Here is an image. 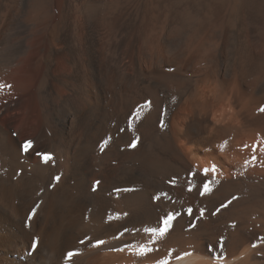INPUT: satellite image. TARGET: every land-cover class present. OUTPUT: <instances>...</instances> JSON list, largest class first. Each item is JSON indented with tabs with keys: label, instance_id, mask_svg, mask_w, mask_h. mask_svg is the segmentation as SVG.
Segmentation results:
<instances>
[{
	"label": "bare ground",
	"instance_id": "6f19581e",
	"mask_svg": "<svg viewBox=\"0 0 264 264\" xmlns=\"http://www.w3.org/2000/svg\"><path fill=\"white\" fill-rule=\"evenodd\" d=\"M0 85V264H264V0H0Z\"/></svg>",
	"mask_w": 264,
	"mask_h": 264
},
{
	"label": "snow or ice",
	"instance_id": "6c2138e0",
	"mask_svg": "<svg viewBox=\"0 0 264 264\" xmlns=\"http://www.w3.org/2000/svg\"><path fill=\"white\" fill-rule=\"evenodd\" d=\"M3 87H5L4 85H0V89H2ZM261 111H264V108L261 109ZM131 127V124H130ZM138 139V138H137ZM105 143H107V141H105ZM227 142H224L220 145L221 149H224L226 146ZM136 144V140L132 141V145L131 146H135ZM32 146V142L31 141H26L23 144V150L25 152L29 151V149ZM101 150H103V146L101 147ZM38 156H40L43 160V162L47 163L48 161H50L52 159L51 154L49 153H41L38 152L37 153ZM253 159H255V157H253ZM245 163H247V161H245ZM209 170L208 169H204V172L207 174ZM212 171L215 172V166H213ZM55 179L59 180V177H56ZM191 190V189H189ZM210 191L209 188V184L205 183L203 185V190L200 192L201 195H204L205 192ZM160 196H163L165 198H167V193L161 192L159 194ZM159 197H154V199H158ZM233 200L236 199V197L232 198ZM229 204L231 203V201L228 202ZM223 207H227L226 204H222L221 208ZM221 209L217 208L216 212H219ZM35 213V209H33V214ZM187 213L188 215H192V209L189 208L187 209ZM204 210L201 209V216H203ZM216 213H213V215H215ZM126 215V214H125ZM180 216L179 212H172L169 211L167 212L165 215L161 216L156 224V226L153 227H145L143 228V232L146 235L147 239L145 242H140V243H128V242H124L122 243L120 246H109L107 247V251L108 252H112V253H123L125 251H127L129 254L134 255L135 257L138 258H144L147 257L149 253H152L154 251H156L155 245L157 244L158 241L164 239L170 232V230L173 229L174 224L173 222L177 219V217ZM113 217L110 215L109 219H112ZM29 219H31V215L29 216ZM129 229L125 228L123 232H120L118 235L111 237L112 240H120L121 237H123L124 233L128 232ZM79 243L81 245H86L90 248L96 249L99 248L102 245H108V241H105L103 239H99V238H92V237H88L85 236L82 240L79 241ZM37 246V241L33 240L32 242V248L35 249ZM253 247H255V245H253ZM195 249H192L190 251H184L181 254L175 255V259L176 260H181L185 257H190L194 254ZM77 253L69 251L67 253V255L65 256V260L70 259L71 257H73L74 255H76ZM173 257V253L170 250L167 254V256H164L162 258H159L157 260L154 261V264H169L170 262V258Z\"/></svg>",
	"mask_w": 264,
	"mask_h": 264
}]
</instances>
